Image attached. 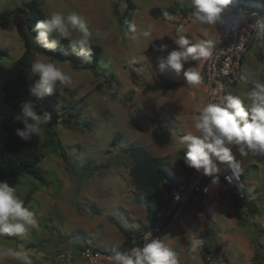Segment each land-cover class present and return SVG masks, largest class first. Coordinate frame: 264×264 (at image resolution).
<instances>
[{
    "label": "rangeland",
    "instance_id": "rangeland-1",
    "mask_svg": "<svg viewBox=\"0 0 264 264\" xmlns=\"http://www.w3.org/2000/svg\"><path fill=\"white\" fill-rule=\"evenodd\" d=\"M31 2L44 19L54 11L84 16L92 32L90 44L103 52L96 69L90 70L51 60L33 49V62L51 61L71 80L54 93L57 102L49 97L29 98L38 112L47 110L51 120H57L55 131L67 157L60 158L51 148L43 151L39 167L48 187L30 176L17 178L16 194L33 213L35 224L22 235L3 234L0 248L26 251L33 264H83L81 248L103 252L121 248L123 230L139 231L147 220L145 205L134 198L137 190L126 149L141 146L151 156L167 153L178 163L176 155L186 147L180 137L186 132L196 134L193 125L204 108L196 103L200 92L187 86L183 71H161L160 58L177 49L174 40L180 35L190 45L212 42L227 11L209 25L195 20L190 0H0V50L6 52L0 64L4 67H11L26 52L25 39L8 16L20 10L27 22L26 3ZM153 8H175L176 13L155 19ZM128 9L126 26L121 18ZM145 32L150 35L145 37ZM162 45H167V51L159 50ZM188 68L190 63L185 71ZM241 71L240 85L232 95L240 96L247 107L253 81L264 82V32L244 54ZM33 76L35 82L40 79L39 74ZM46 126L37 136L39 145L46 140ZM115 137L118 143H113ZM234 153L240 156L235 161L244 179L245 202L236 205L228 186L210 182L208 201L192 204V200L162 239L176 252L178 264H205L204 253L210 264H264V155H241L236 146L232 147L235 158ZM86 163L109 166L90 172L84 168ZM168 170L175 177V169ZM196 238L203 245L193 253L190 244ZM4 264L19 262L6 258Z\"/></svg>",
    "mask_w": 264,
    "mask_h": 264
},
{
    "label": "clouds",
    "instance_id": "clouds-1",
    "mask_svg": "<svg viewBox=\"0 0 264 264\" xmlns=\"http://www.w3.org/2000/svg\"><path fill=\"white\" fill-rule=\"evenodd\" d=\"M231 0H190L194 9L192 15L196 21L204 24H215L221 19ZM73 31L79 33L73 37ZM183 29H178L182 32ZM34 44L54 51L60 40H67L72 51L85 62L91 60L90 38L92 32L87 19L77 12L67 15L61 12H51L45 19L38 21L34 27ZM53 35L60 39L51 38ZM145 37L150 33L145 32ZM178 46L166 57L160 58V70L184 72L187 86L195 87L200 83V76L190 67L185 71V65L192 61L208 58L212 53L204 44L190 45L183 35L174 40ZM160 51H167V45H162ZM31 74H39L40 79L29 85V92L35 101H43L46 97L58 91L59 86H69L70 77L55 63L46 60H35L30 68ZM250 101L245 106L240 96L226 95L219 103L207 104L194 122L195 133L186 132L180 137V143L186 146L185 164L212 178V184L218 186L219 165H225L238 178L239 163L232 154V146H236L241 155H264V82L253 81V87L247 94ZM31 99L21 103L19 114L15 120L23 124V129L17 130V136L25 142H30L33 136H38L42 126L47 125L52 114L41 109L39 112ZM179 200V196L176 197ZM33 213L24 206L17 196L15 188L6 181H0V234L14 237L25 233L29 225H34ZM142 247H133L128 251H114L109 257L112 264H178L176 252L161 239L153 238L152 232L144 235ZM203 245V240L196 238L191 241L190 251L195 253ZM6 258H11L19 264H33L26 251L14 248H0V264Z\"/></svg>",
    "mask_w": 264,
    "mask_h": 264
},
{
    "label": "trees",
    "instance_id": "trees-1",
    "mask_svg": "<svg viewBox=\"0 0 264 264\" xmlns=\"http://www.w3.org/2000/svg\"><path fill=\"white\" fill-rule=\"evenodd\" d=\"M229 5L264 10V0H231ZM26 6L28 7V11L25 10L28 16L27 23L35 34L34 27L38 21L44 19V16L38 9L37 4L31 2L26 3ZM125 13V16L121 20L122 24L127 26L130 20L129 9ZM174 13H176L175 8H153L151 10V16L155 19L169 18ZM2 20L3 16L0 14V24ZM19 33L25 39L26 52L9 68L0 64V181L8 182L15 190L17 178L23 176H30L43 187L49 186L46 175L39 167L44 158L43 151L45 149H53L62 159L67 157L64 146L55 131L57 120H51L47 124L45 128L46 140L43 145L37 143V136H33L30 142H25L17 136V130L23 129L24 126L21 122L15 120V116L19 114L21 103L31 97L29 85L35 83L34 76L30 71L35 56L33 49L38 50L40 53L51 58V60L69 62L76 67H84L90 70L96 69L103 52L100 46L91 45V60L85 62L72 51L68 46L67 40L61 39L57 49L51 51L30 44L20 27ZM51 38L60 39L54 35ZM5 56L6 52L0 50V60ZM48 97L56 102L58 101L54 94ZM69 115L72 116L71 113ZM65 122L69 121L67 120ZM119 141L120 139L115 137L113 143H118ZM126 152L132 160L130 177L133 186L137 190L134 198L138 203L145 205L147 219L149 220L166 205L167 193L161 187V182L164 179L177 182L179 179L169 174V164L166 160L151 156L143 147H131L126 149ZM186 154L187 151H182L179 153V156L185 165L186 171L188 174H191L192 169L184 162ZM108 166L107 164L93 166L90 163H86L84 168L90 172H100L108 168ZM232 197L236 205L241 204L234 195ZM134 232L136 231L133 229L123 230V246L109 252L114 253V251H123L126 249L130 244L131 234ZM2 236L3 234H0V238ZM83 249L81 248L80 251ZM207 258V253H204L203 260L205 264H210Z\"/></svg>",
    "mask_w": 264,
    "mask_h": 264
},
{
    "label": "built area",
    "instance_id": "built-area-1",
    "mask_svg": "<svg viewBox=\"0 0 264 264\" xmlns=\"http://www.w3.org/2000/svg\"><path fill=\"white\" fill-rule=\"evenodd\" d=\"M228 6L230 11L225 18L223 33L216 40L204 44L210 48L212 54L206 59L190 62V67L195 66L194 70L200 76V83L195 87L206 90L208 104L219 103L222 97L232 95L234 88L241 82L244 54L248 52L255 38L264 32V10ZM219 167L221 169L220 184L230 187L239 202H245L243 177L239 170L238 178L233 177L229 181L228 177L233 176L232 171L226 169L223 164ZM211 181V177L195 169H192L188 182L183 185L164 179L161 187L167 193L165 207L148 220L146 228L131 234L130 244L123 251L142 247L145 242L143 237L148 232H152L153 238L162 240L169 224L182 215L183 210L193 199H200L201 204L208 201ZM177 195L179 200L176 199ZM112 255L113 253L109 251L103 252L94 248H84L80 251L83 264H112L109 259ZM210 260L208 257L207 261L210 262Z\"/></svg>",
    "mask_w": 264,
    "mask_h": 264
},
{
    "label": "crops",
    "instance_id": "crops-1",
    "mask_svg": "<svg viewBox=\"0 0 264 264\" xmlns=\"http://www.w3.org/2000/svg\"><path fill=\"white\" fill-rule=\"evenodd\" d=\"M227 14L229 13L230 11V7L228 6L227 9ZM227 14H224L223 16V21L219 24V28L216 30V33L215 35L213 36V41L216 40L224 31V22H225V18H226V15ZM251 47V46H250ZM250 49V48H249ZM249 51V50H248ZM176 83V82H175ZM240 85V84H239ZM190 89H193L194 91H199L200 93H198L197 95V99H196V103H198V105L200 106V108H203L205 107L207 104H208V95H207V92L205 89L203 88H199V87H193V88H190ZM195 103V105H196ZM194 105V102H193V107H195ZM197 114V113H196ZM233 147V146H232ZM183 151H187L186 147L185 148H182ZM251 154V153H250ZM178 155V154H177ZM177 157V160L178 163L174 160V158L172 157H169L167 155V153L164 155H161L160 157L158 158H161V159H164L166 161H168V159H173L174 161V164L172 162H168L169 163V167L172 168V169H175V178L179 179L176 183L179 184V185H183V184H186L189 180V177L191 174H188V172L186 171V168H185V165L183 164L182 160L180 159V156L178 155ZM235 155V160L236 161H240V156L236 155V153H234ZM173 165H176V166H173ZM240 174L242 175V172L239 170ZM192 173V172H191ZM243 177V176H242ZM244 180V179H243ZM230 188V187H229ZM230 191L232 193V189L230 188ZM233 195V193H232ZM197 200L200 201V199H193V203L194 204ZM201 203V202H200ZM146 218H147V214H146ZM147 223H148V219L145 221V223L143 224V228H146L147 226ZM141 229V230H142ZM134 230V229H133Z\"/></svg>",
    "mask_w": 264,
    "mask_h": 264
},
{
    "label": "water",
    "instance_id": "water-1",
    "mask_svg": "<svg viewBox=\"0 0 264 264\" xmlns=\"http://www.w3.org/2000/svg\"><path fill=\"white\" fill-rule=\"evenodd\" d=\"M8 19L10 21L15 22L17 25H19L22 33L26 35L29 43L32 44V45H35L34 44V36H35V34L33 33L32 28L29 26V24L24 21L23 13L20 10L19 11H14L13 13H11L8 16Z\"/></svg>",
    "mask_w": 264,
    "mask_h": 264
}]
</instances>
